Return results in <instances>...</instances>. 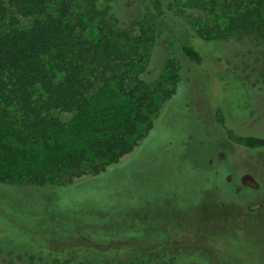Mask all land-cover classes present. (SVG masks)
Masks as SVG:
<instances>
[{
  "label": "rangeland",
  "instance_id": "1",
  "mask_svg": "<svg viewBox=\"0 0 264 264\" xmlns=\"http://www.w3.org/2000/svg\"><path fill=\"white\" fill-rule=\"evenodd\" d=\"M179 1L193 8L182 19L194 30L226 24L228 12L209 0ZM111 4L120 23L144 39L140 68L150 60L141 76L155 103L161 102L162 89L171 88L166 79L172 66L178 69L176 91L150 116L153 128L141 144L94 184L84 181V188L34 186L25 175L30 169L53 167L67 153H78L96 134V125L119 119L130 109L131 100L114 85L91 93L80 111L54 112L62 124L47 142L19 134L13 119H0V180L8 183H0V233L38 246L33 241L43 243L50 230L59 232L67 222H77L76 215H69L74 208L103 210L112 212L113 219L129 218L131 236L124 241L133 237L138 244H155L168 238L190 248L180 257L200 264H255L257 258L264 264V150H235L230 155L226 151L239 146L212 124V113L220 108L228 127L264 135V42L252 36L200 41L184 35L170 17L159 19L149 0ZM8 13L17 16V28L28 27L32 20L11 8ZM6 28L0 27V33ZM180 44L193 45L201 62L182 55ZM96 160L90 153L80 170L88 172ZM22 206L29 210L19 209ZM80 219L93 220L84 215ZM124 229L116 233L123 237Z\"/></svg>",
  "mask_w": 264,
  "mask_h": 264
},
{
  "label": "trees",
  "instance_id": "2",
  "mask_svg": "<svg viewBox=\"0 0 264 264\" xmlns=\"http://www.w3.org/2000/svg\"><path fill=\"white\" fill-rule=\"evenodd\" d=\"M50 1L53 10H49ZM111 2L0 0V27H7L0 33V119H13L19 134L47 142L62 124L54 112L80 111L87 105L91 93L111 85L132 103L119 119L96 125V134L78 153L61 156L53 167L28 170L25 177L29 184L69 188H84V181L94 184L109 167L118 165L141 144L153 128L150 116H156L176 91L178 69L173 66L166 79L171 88L161 90L159 104L155 103L153 91L144 88L141 74L150 60L140 68L143 59L140 47L144 39L134 34L130 26L120 23ZM149 2L159 19H173L184 35L188 33L194 39L226 42L252 36L257 43L264 42V0H209L211 6H220L228 12L226 24L215 23L197 30L191 24L188 27L189 23L182 19L193 10L187 4L179 0ZM9 8L16 14L31 16L29 26L17 28L18 18L8 13ZM179 50L192 63L199 64L202 60L191 44H180ZM212 119L215 128L239 146L228 149V154L232 155L235 150H264V135L243 134L228 127L220 108L214 109ZM140 127L142 131H138ZM90 153L97 160L88 172L81 171L80 166ZM0 183L8 184L2 180ZM237 187L245 188L239 184ZM19 209L29 210L24 206ZM73 210L69 215H76L77 222L73 226L67 222L59 232L50 230L43 243L33 241L38 246L0 233V258H4L1 264H180L183 261L200 264L195 259L180 257L190 248L174 244L168 238L155 244H138L133 237L130 242L124 241L131 236L130 227L126 226L128 217L113 219L112 212ZM83 215L93 220L82 222ZM117 229H124L123 237L116 233ZM257 261L258 258L255 264ZM204 263L217 264L209 260Z\"/></svg>",
  "mask_w": 264,
  "mask_h": 264
}]
</instances>
